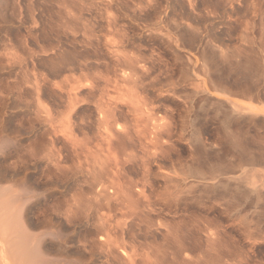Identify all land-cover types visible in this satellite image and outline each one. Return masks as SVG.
<instances>
[{"label":"rangeland","instance_id":"1","mask_svg":"<svg viewBox=\"0 0 264 264\" xmlns=\"http://www.w3.org/2000/svg\"><path fill=\"white\" fill-rule=\"evenodd\" d=\"M147 1L0 0L8 264H264V0Z\"/></svg>","mask_w":264,"mask_h":264},{"label":"bare ground","instance_id":"2","mask_svg":"<svg viewBox=\"0 0 264 264\" xmlns=\"http://www.w3.org/2000/svg\"><path fill=\"white\" fill-rule=\"evenodd\" d=\"M145 1H146V0H145ZM147 2H149V0H148ZM126 36H127V35H126ZM130 56H131V55H130ZM232 104H234V103H232ZM2 238H3V237H2ZM2 238H1V239H2ZM1 239H0V242H1ZM2 242H3V246H4V241H2ZM2 242H1V246H0L1 248H2ZM5 246H6V244H5ZM5 246H4V247H5ZM4 247H3V250H5ZM1 248H0V249H1ZM1 251H2V249H1ZM1 251H0V252H1ZM6 251H7V248H6ZM7 252L9 253V251H7ZM8 253L6 254V253H4L3 251L1 252V254H0V259L2 260V261H1L2 263H0V264H3V263H4V264H8V262H9V261H8V260H9V259H8V257H9V256H8ZM11 253H12V252H11ZM12 256H13V255H12ZM9 258H11V257H9ZM12 259H13V258H12ZM20 262H22V261H20ZM20 264H21V263H20ZM24 264H25V263H24Z\"/></svg>","mask_w":264,"mask_h":264}]
</instances>
